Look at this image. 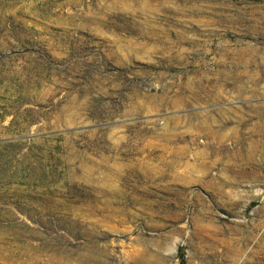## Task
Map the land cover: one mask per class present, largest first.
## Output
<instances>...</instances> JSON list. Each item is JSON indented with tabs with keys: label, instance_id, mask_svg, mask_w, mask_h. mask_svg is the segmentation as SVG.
Masks as SVG:
<instances>
[{
	"label": "rangeland",
	"instance_id": "obj_1",
	"mask_svg": "<svg viewBox=\"0 0 264 264\" xmlns=\"http://www.w3.org/2000/svg\"><path fill=\"white\" fill-rule=\"evenodd\" d=\"M0 264H264V0H0Z\"/></svg>",
	"mask_w": 264,
	"mask_h": 264
},
{
	"label": "bare ground",
	"instance_id": "obj_2",
	"mask_svg": "<svg viewBox=\"0 0 264 264\" xmlns=\"http://www.w3.org/2000/svg\"><path fill=\"white\" fill-rule=\"evenodd\" d=\"M226 166V165H225Z\"/></svg>",
	"mask_w": 264,
	"mask_h": 264
}]
</instances>
